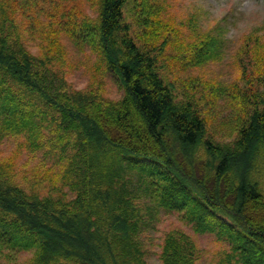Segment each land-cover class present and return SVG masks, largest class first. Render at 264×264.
Masks as SVG:
<instances>
[{"label":"trees","instance_id":"obj_1","mask_svg":"<svg viewBox=\"0 0 264 264\" xmlns=\"http://www.w3.org/2000/svg\"><path fill=\"white\" fill-rule=\"evenodd\" d=\"M128 1L144 21L156 14L149 0H102L97 27L72 29L117 77L118 100L94 90L69 93L54 74L33 67L32 57L0 49V135L35 130L42 110L33 101H46L58 113L55 147L67 158L62 170L75 192L69 199L39 195L0 177V253L33 250L30 264H150L143 234L154 218L152 199L183 211L197 231L226 238L233 252L225 262L237 254L241 264H264V89L247 95L236 82L216 87L225 106L241 110L233 136L217 139L200 108L176 98L129 34ZM210 47L202 43L186 64L207 61ZM256 81L264 84V76ZM213 104L207 102L209 111ZM68 145L75 151L67 156ZM199 145L202 155L194 152ZM126 171H136L140 186ZM163 244L160 264L197 259L182 232L169 233Z\"/></svg>","mask_w":264,"mask_h":264},{"label":"rangeland","instance_id":"obj_2","mask_svg":"<svg viewBox=\"0 0 264 264\" xmlns=\"http://www.w3.org/2000/svg\"><path fill=\"white\" fill-rule=\"evenodd\" d=\"M149 1L157 11L145 21L135 3L128 1L124 7L123 21L129 34L143 45L164 81L172 85L176 98L200 108L211 123L210 131L217 139L227 141L233 136L235 114L241 110L225 106L226 96H218L215 89L235 82L247 95L264 89V84L256 81L257 76H264V0ZM101 10L102 0H0V49L32 57L33 67L54 74L58 85L69 93L94 90L100 97L118 100L123 89L102 55L92 50L85 39L72 37L74 27L77 33L97 27ZM70 19L76 22L72 27ZM207 41L212 56L205 62L187 65ZM209 101L214 102L211 111L206 106ZM33 102L42 110L39 118L36 116L37 128L0 135V177L20 184L28 192L72 198L75 192L68 188V178L62 170L67 158L60 146L55 147L58 113L50 110L44 100ZM203 149L199 145L194 152L202 155ZM74 151L68 145L67 156ZM97 154L101 155L99 151ZM126 174L132 175L134 187L140 186L136 171ZM148 204L154 207V218L143 234L148 263L160 264L165 237L182 232L195 246L194 264H241L237 254L225 262L226 254L233 252L226 238L197 231L183 211L165 210L152 199ZM5 252L8 255L0 253V264H30L33 258V250L16 248Z\"/></svg>","mask_w":264,"mask_h":264}]
</instances>
